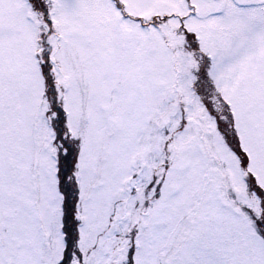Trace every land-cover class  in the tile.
I'll return each instance as SVG.
<instances>
[{
  "label": "snow or ice",
  "instance_id": "obj_1",
  "mask_svg": "<svg viewBox=\"0 0 264 264\" xmlns=\"http://www.w3.org/2000/svg\"><path fill=\"white\" fill-rule=\"evenodd\" d=\"M0 264H264V0H0Z\"/></svg>",
  "mask_w": 264,
  "mask_h": 264
}]
</instances>
